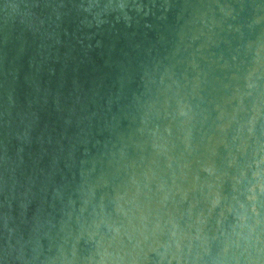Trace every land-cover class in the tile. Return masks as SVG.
<instances>
[{"label": "water", "instance_id": "obj_1", "mask_svg": "<svg viewBox=\"0 0 264 264\" xmlns=\"http://www.w3.org/2000/svg\"><path fill=\"white\" fill-rule=\"evenodd\" d=\"M0 264H264V0H0Z\"/></svg>", "mask_w": 264, "mask_h": 264}]
</instances>
